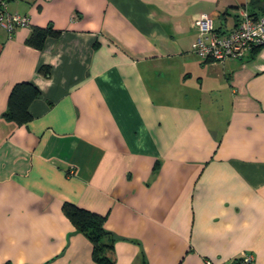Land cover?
<instances>
[{
    "label": "crops",
    "instance_id": "obj_1",
    "mask_svg": "<svg viewBox=\"0 0 264 264\" xmlns=\"http://www.w3.org/2000/svg\"><path fill=\"white\" fill-rule=\"evenodd\" d=\"M241 9L264 0L8 2L28 24L0 27V264H96L64 203L105 216L114 264H264V47L191 48L195 19L225 32ZM17 83L39 94L21 125Z\"/></svg>",
    "mask_w": 264,
    "mask_h": 264
},
{
    "label": "built area",
    "instance_id": "obj_2",
    "mask_svg": "<svg viewBox=\"0 0 264 264\" xmlns=\"http://www.w3.org/2000/svg\"><path fill=\"white\" fill-rule=\"evenodd\" d=\"M10 0H0V27L9 35L28 24L27 17L10 14L6 6ZM197 35L192 43V52L203 63L221 64L227 60H241L255 48L264 47V14H250L245 9L238 12L233 28L221 32L214 29L211 19L202 15L192 23ZM252 253L241 252L230 264H253ZM207 264H211L207 262Z\"/></svg>",
    "mask_w": 264,
    "mask_h": 264
},
{
    "label": "trees",
    "instance_id": "obj_3",
    "mask_svg": "<svg viewBox=\"0 0 264 264\" xmlns=\"http://www.w3.org/2000/svg\"><path fill=\"white\" fill-rule=\"evenodd\" d=\"M59 35L60 32L53 30L51 26L35 28L26 42L29 46L41 50L47 37L57 38ZM40 73L44 77H49L50 69L42 67ZM37 97L39 94L30 83L15 84L8 95L4 116L18 125L25 123L31 118L28 106ZM62 212L76 231L83 234L92 244V257L96 264H114L113 239L110 238V234L104 228L105 216L70 203L62 205ZM3 264L10 263L5 262Z\"/></svg>",
    "mask_w": 264,
    "mask_h": 264
}]
</instances>
